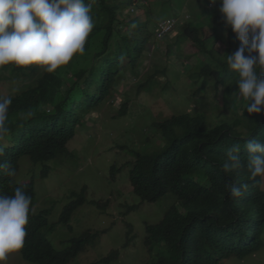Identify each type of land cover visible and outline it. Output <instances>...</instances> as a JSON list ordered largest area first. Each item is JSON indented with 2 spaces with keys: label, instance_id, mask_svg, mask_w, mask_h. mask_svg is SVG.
Listing matches in <instances>:
<instances>
[{
  "label": "trees",
  "instance_id": "trees-1",
  "mask_svg": "<svg viewBox=\"0 0 264 264\" xmlns=\"http://www.w3.org/2000/svg\"><path fill=\"white\" fill-rule=\"evenodd\" d=\"M148 1L85 0L90 4L95 25L85 51L74 55L54 73H46L37 65L0 66L1 73H9L10 79L22 82L19 91L8 96L12 104L6 123L11 133L0 156V163L11 166L16 174L10 177L0 172V194L13 195L21 187L32 198L27 236L18 250L29 264H70L88 247L98 244L101 234L91 231L63 249H57L48 238V232L59 225L72 229L73 215L87 203L86 186L71 196L54 225L49 224L52 210L35 214L32 206L39 183L50 173L48 163L71 156L68 145L84 118L113 98L114 90L128 72L139 76V68L149 57L148 49L154 41L151 10L136 17ZM206 2L208 6L209 0ZM206 16L211 25L222 20L219 10ZM219 27L211 37H217L218 30L224 31L223 52L214 45L209 47L210 38L202 35L203 25L186 24L183 29L189 36L186 42H194L203 56L195 67L199 69L198 77H194L203 80V86L193 96L207 94L217 101L221 95V107L209 104L231 114L227 115L229 121L212 126L202 111L174 115L156 124L162 143L168 147L156 154L136 152L129 171L133 192L142 201L155 203L167 196L176 199L160 223L146 224L145 245L150 255L146 264H222L232 256L244 259L264 249V177L250 176L246 147L249 139L264 143V111L249 114L243 99H237L238 77L228 70L226 56L234 53L240 42L224 21ZM203 102L205 106L204 99ZM29 111L33 116L25 119ZM233 145L240 148L236 153L240 168L232 167ZM28 164L29 176L22 178ZM39 164L44 165L40 178ZM117 172L113 167L112 179ZM243 183L248 184L244 195L232 197L230 186L239 188ZM119 258L120 252L112 251L93 264H112Z\"/></svg>",
  "mask_w": 264,
  "mask_h": 264
},
{
  "label": "rangeland",
  "instance_id": "rangeland-1",
  "mask_svg": "<svg viewBox=\"0 0 264 264\" xmlns=\"http://www.w3.org/2000/svg\"><path fill=\"white\" fill-rule=\"evenodd\" d=\"M144 6L145 9L136 17H142L148 8L151 10L154 24L150 29L154 33V41L148 49L149 57L139 68V76L128 72L114 90L113 98L84 118L76 137L68 145L71 156L48 163L50 173L39 183L37 199L32 206L35 214L43 209L52 210L49 224L54 225L71 196L80 193L85 186L88 188L87 203L73 215L72 229L59 225L56 230L48 232L49 240L57 249L70 245L88 231L101 234L98 244L88 247L70 264H93L112 251L120 252V258L112 264L149 262L150 255L145 245L146 224L160 223L176 199L167 196L158 202L148 203L134 194L129 171L135 162V153L164 151L168 146L162 143L156 124L174 115H194L202 111L212 126L219 121H229L227 118L231 116L213 106H222L221 95L217 101L207 94L193 96L203 86V80L194 78L198 77L199 69L195 67L203 56L194 42H186L189 36L183 29L186 24L203 25L204 33L201 34L210 38L209 47L214 45L223 52L224 31L218 30L217 37H211L223 19L217 24L213 22L214 28H210L212 21L209 22L206 16L207 13H216L219 3L210 2L207 6L206 0H149ZM168 20H176L177 29L174 34L159 40V24ZM0 75V96L15 95L22 82L10 79L9 73L0 72ZM209 102L215 104L210 105ZM113 167L118 170L115 179H112ZM37 168L40 178L44 165L39 164ZM31 169L36 172L34 166ZM29 172L28 164L23 169L22 178L29 176ZM94 203L107 204V207ZM3 264L29 263L17 250L9 253ZM222 264H264V249L244 259L232 256Z\"/></svg>",
  "mask_w": 264,
  "mask_h": 264
},
{
  "label": "clouds",
  "instance_id": "clouds-1",
  "mask_svg": "<svg viewBox=\"0 0 264 264\" xmlns=\"http://www.w3.org/2000/svg\"><path fill=\"white\" fill-rule=\"evenodd\" d=\"M210 2L219 3L225 25L240 42L237 50L226 56L228 70L238 77L237 99H243L249 114H260L264 111V0ZM94 26L85 0H0V66L37 65L54 73L85 51ZM11 104V97L0 96V156L11 133L6 123ZM32 116L29 111L25 119ZM246 147L250 176L264 177V143L249 139ZM239 151V145L232 146L233 168L241 167ZM0 172L10 177L16 174L6 163H0ZM247 189V183L239 188L230 186L232 197H242ZM31 203V196L21 187L13 195L0 194V264L9 253L23 247Z\"/></svg>",
  "mask_w": 264,
  "mask_h": 264
},
{
  "label": "built area",
  "instance_id": "built-area-1",
  "mask_svg": "<svg viewBox=\"0 0 264 264\" xmlns=\"http://www.w3.org/2000/svg\"><path fill=\"white\" fill-rule=\"evenodd\" d=\"M177 27V21L176 20H168L164 21L159 24V28L157 31V38L162 39L166 36H170L175 33Z\"/></svg>",
  "mask_w": 264,
  "mask_h": 264
}]
</instances>
